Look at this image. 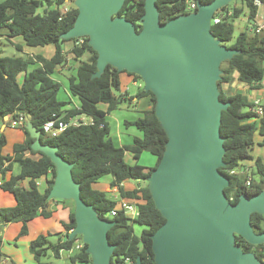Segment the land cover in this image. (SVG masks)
<instances>
[{"label":"trees","instance_id":"obj_1","mask_svg":"<svg viewBox=\"0 0 264 264\" xmlns=\"http://www.w3.org/2000/svg\"><path fill=\"white\" fill-rule=\"evenodd\" d=\"M145 0H125L118 15L135 25L136 32L141 27L139 19L144 14ZM213 0H157V9L160 22H167L174 17L187 14L189 3L208 4ZM254 0H239L240 7L231 8L230 4L215 13L223 16L217 24H212L211 33L227 48L236 49L241 53L221 65L222 76L217 83L219 99L229 102L228 108L222 112L220 134L225 139L226 150L223 162L225 166L219 171L230 181L224 193L227 199L235 204L241 194L253 197L264 189V104L262 115L258 116L249 110L253 101L248 94L234 92L229 94L223 89L235 81L249 89H260L264 79V34H249L247 27L236 38H233V22L247 10L248 20L255 19L257 7ZM264 3V0H260ZM70 0H0V29L6 28L8 36L21 37L28 47H44L53 45L55 50L50 59L40 55L29 57L22 54L21 47L16 50L19 56H0V120L4 117L15 118L22 114L25 123L28 121L41 132L40 141L58 148V153L67 162L73 164L72 176L79 184L82 200L92 205L102 219L115 222L108 232L109 242L115 245L111 258L112 264H125L128 260L135 264L140 258L141 264H154L150 236L164 224L165 220L155 208L147 189L146 178L157 166L167 140L164 131L154 115L155 98L150 92H144L142 81L138 76L128 74L140 85L135 95L127 98L128 93L121 94L118 72L107 66L99 78L92 79L96 71V53L87 45L83 38L81 47H73L72 55L75 61H80L84 55L87 58L80 61L76 68V75L68 78L70 94L79 102V109L65 111V102L57 98L60 84L51 78L58 66L64 64L66 58L63 43L74 40H61L60 35L72 28L77 9L68 7ZM67 6L65 13L61 12ZM39 10H42L39 13ZM40 63L27 73L30 65ZM24 74L22 82L18 77ZM143 98L148 99L149 110L133 121H125L126 127L132 126L141 133V137H134L132 143L118 147L110 137V130L106 116L119 108L125 102L130 104ZM105 106L101 109L100 106ZM77 115H84L89 122L69 126L64 132L54 138L42 133L41 126L53 116H63L65 121ZM25 135L22 143L13 146V156L4 155L6 145L5 136L0 133V173L5 175L11 171L13 163L19 166V174L11 175L7 181L1 182L0 188L11 193L15 199L13 207L0 208V263L3 226L11 223H21L20 235L27 233V223L37 217L49 218L47 199L55 178V167L52 162L38 152L30 149L33 139L30 138L25 126L21 128ZM255 151V152H254ZM39 155L38 159L25 156ZM143 152L156 158L151 168H145L137 163L129 165L124 156L130 154L133 160H138ZM252 171L248 175L249 170ZM231 171L240 172L230 174ZM50 174V180L43 193L38 190L37 180ZM106 176H111L110 188L117 189L120 198L137 205L138 215L130 220L122 210H118V200L109 197L107 192L95 188V184ZM28 179V188L21 187V182ZM250 184L247 185V180ZM126 181L144 182L132 190H126L123 183ZM62 202L61 200H57ZM140 201V202H137ZM117 209L115 216L110 212ZM133 224L142 228L139 236L133 232ZM250 223L255 232H264V216L252 214ZM73 210L69 212L68 223H63L65 239L60 238L56 243L49 241L48 236H39L29 244V250L38 264H50L43 261L50 252L55 259L61 251H73L69 256V264H90V256L85 252V245L81 237L68 239L69 230L74 228ZM60 236V234H55ZM79 240L82 247L74 248L75 241ZM235 243L244 252H252L264 264V244L253 246L239 237Z\"/></svg>","mask_w":264,"mask_h":264},{"label":"water","instance_id":"obj_2","mask_svg":"<svg viewBox=\"0 0 264 264\" xmlns=\"http://www.w3.org/2000/svg\"><path fill=\"white\" fill-rule=\"evenodd\" d=\"M77 9L75 22L61 40L86 38L96 53L99 78L107 66L138 76L144 92L155 98L154 115L166 135L163 154L146 178L155 208L165 222L151 236L154 264H262L244 252L235 237L250 245L264 244L251 215L264 216V189L253 197L241 194L232 204L224 189L225 139L221 115L229 102L219 99L221 65L241 52L227 48L211 33L217 11L239 0L197 3L194 12L160 22L157 0L144 1L141 27L118 15L125 0H70ZM33 152L43 154L55 167L48 200L73 202L74 230L80 236L90 264H112L115 245L108 239L115 222L102 219L81 198L72 176L73 164L58 148L40 141L41 132L28 121ZM135 264H141L140 258Z\"/></svg>","mask_w":264,"mask_h":264},{"label":"crops","instance_id":"obj_3","mask_svg":"<svg viewBox=\"0 0 264 264\" xmlns=\"http://www.w3.org/2000/svg\"><path fill=\"white\" fill-rule=\"evenodd\" d=\"M257 12H258V8H257ZM8 34H9V31L6 28L0 29V43L1 42H7V44H9L14 49H16V46L21 47L22 54H25L29 57H34L36 55H40L45 59H50L54 54L55 48L53 45H46L44 47H30L29 48L28 46L25 45V43L21 37L10 38L8 36ZM70 48L71 49L73 48V42H71ZM31 49H33V50L31 51ZM37 49H39V50H37ZM68 49H69V47L63 46V51H64V53H66L65 54L66 60H65L64 64L61 66H58L55 69V71L53 72V74L51 75V78L58 83H59L58 78H55L54 74L60 75L64 71H69L70 73L72 72V74L70 76H75L76 75V68L78 67L80 61H83L82 59L80 61H75L73 59L72 54L67 55ZM71 55H72V57H71ZM85 57L87 58L86 55H84L82 58L85 59ZM70 60H73L75 62V66L71 70H67V68H69ZM37 66H40V63H35V64L30 65L27 69V73L32 71ZM19 77H22V79H23L24 74L22 73L21 75H19ZM119 79H120V92H121V94L128 93V87L130 85H133V86L138 85L137 82H135L134 80L132 81L133 77L128 75L125 72L120 74ZM238 84H239V82H238ZM261 84L264 85V81H262ZM138 87H139V85H138ZM260 89H264V87L263 88L261 87ZM260 89H251L252 91L250 93H248L249 96L253 95V93H254L253 90H255V92H258V90H260ZM60 90H61V86H60ZM60 90H59V92H60ZM59 92L57 94V98L59 100L65 102V106L63 108L65 111L70 110V109H79L80 102L76 97H73L70 94L69 87H68V79H67V87H64V95H65L64 99L59 98ZM128 95H129V93H128ZM140 101H143L145 109L141 113L138 111H135L136 113L139 114V116L134 118L133 120L140 118L143 115L144 111L150 109L149 108L150 106L148 105V99L147 98H143V99H140L137 101H132V102L137 103ZM101 109H105V106H102ZM116 110H118V109H116ZM116 110H114V111H116ZM114 111H111L110 113H112ZM110 113L106 116V120H108ZM74 119L79 120V121H88V118L84 115H77L74 117ZM11 120H12V117H4L2 120H0V133H2L6 138V145L3 149V153H4V155H7V156H13V146L15 144L22 143L25 140V135H24L23 131L21 130V128L11 127V125H10ZM135 130H137V129H135ZM140 135H141V133H140ZM134 137H137V136H133L131 138L130 144L132 143V140ZM111 139L113 140V142L115 143L116 146H118V147L123 146L122 145L123 143H121L119 140L116 141L112 137H111ZM25 156L30 157V158L35 159V160L40 157L39 155H31L29 152H26ZM14 164H17V163H13L11 171H6L4 176H2L0 173V182L7 181L11 175H18L19 174L18 164H17L18 171H17V173H14V171H13ZM104 178H106V179H104ZM104 178L99 180L98 183L95 184V188H96V186H100L99 184L102 180L105 181L104 185H103L105 187H103V188H106V186H108L109 183L112 181L111 176H106ZM49 180H50V174L47 176L41 177L40 179L37 180L36 184H37L38 190L41 193H43L44 190L46 189ZM129 184H131V183H128V181H126L123 183V187L125 189H127ZM21 187L26 188V189L28 188V179L21 182ZM115 190L117 191V189H115ZM14 205H15V199H14L13 195L11 193L2 191L0 188V208L13 207ZM47 210L52 212L51 217H49V218L37 217V218H35V219H33L27 223V233H26V235H24L20 239L23 242L24 246H26V248H25L26 250H27L29 244L41 235L42 236H48V235L60 234V236H58V239L59 238L61 240L65 239V229L63 227V223H68V221H69V210L67 208H64L61 204H58L57 200H50L49 203L47 204ZM20 226H22L21 223H11V224L3 226V230H2V243L3 244H1V251L6 256L15 255L16 258L21 256V258L19 259V261H21V263L17 262L14 264H28L29 259H31V257L29 258V256H28V250L25 252L26 253V259H25V262H23L22 261L23 254L22 255L18 254L17 251H9L8 246H5L6 244H4L5 240L6 241L11 240L14 236H16V234L19 232ZM58 239H56V240L50 239L49 241L52 243H56ZM5 247H7V250L5 249ZM62 252H66V251H61L59 254V258L61 257ZM72 253H73V251L67 252V255H66L67 264H69L68 258ZM47 254L48 255L46 258H48L49 255L51 256L50 252H48ZM45 259L43 261L48 262ZM0 264H9V262L6 260V257L5 258L3 257Z\"/></svg>","mask_w":264,"mask_h":264},{"label":"rangeland","instance_id":"obj_4","mask_svg":"<svg viewBox=\"0 0 264 264\" xmlns=\"http://www.w3.org/2000/svg\"><path fill=\"white\" fill-rule=\"evenodd\" d=\"M67 6L68 7H72L74 6L72 1L67 2ZM240 2L239 1H235L232 2L230 4V12H231V8L233 7H237L239 8ZM246 9L244 8V12L241 16H239L237 19L234 20L233 22V26H234V34H233V38H236V36L246 27H248L250 24H254V23H260L261 22V16L264 13V6H259L258 7V12L257 15L255 17V19L253 20H248L247 17V13H246ZM42 10H39V13H41ZM69 47L68 51H67V55L68 54H72L71 51L72 49L71 47V42H65L63 43L62 47ZM30 48V47H29ZM33 49H31L32 51ZM39 50V49H37ZM66 54V53H65ZM21 55V53H19L18 51H16V49H14L13 47H11L9 44H7V42H1L0 43V56H19ZM87 56V55H86ZM72 57V55H71ZM86 59V57H85ZM82 58V60H85ZM75 66V62L73 60H70L69 62V68H67V70H71L73 67ZM72 74V72L70 73L69 71H64L63 73H61L60 75L54 74L55 78H58V81L61 85V90L59 92V98L60 99H64L65 95H64V87H67V79L70 77V75ZM134 79H132L133 81ZM18 81L19 83L22 81V77H18ZM264 81V80H263ZM138 85H140L139 82H137ZM138 85H130L128 87V93L129 95H127V98H129L130 96L134 95L136 93V91L138 90ZM141 87L143 88V84L141 85ZM264 87V85L262 84V88ZM223 89L225 91H227L229 94H232L234 92H242L245 94L250 93L252 90L249 89L247 86L239 83L237 81H235L234 83L230 84V85H224ZM263 90V91H262ZM253 95L249 96L251 98V100H259V102L261 104H264V89H260L258 90V92H255V90H253ZM249 95V94H248ZM102 107V106H101ZM150 108V107H149ZM145 109L144 103L143 101L140 102H131L130 104H128L127 102L121 104L118 108V110L110 113L107 123H108V127L110 130V136L116 140V141H120L121 143H123L122 145H128L130 144L131 138L133 136H137L140 137V133L135 130L133 127L129 126L126 127L124 125L125 121H132L134 118L138 117L139 114L136 113L135 111L138 112H142ZM255 152V151H254ZM264 154V151L262 152ZM124 160L127 164L129 165H134L135 163H137L138 165L145 167V168H151L155 165L156 163V158L154 156H152L151 154L147 153V152H143L140 156V158L138 160H133V158L131 157L130 154L126 153L124 156ZM249 173L248 175H250L252 169L248 168ZM13 171L14 173H17L18 171V166L17 164H14L13 167ZM106 179V178H104ZM105 181H101L100 182V186H96V189L98 190H102L104 192H107L109 197H112L115 200H118L119 198V194L117 191H115L114 188H110L109 185L106 186V188H103L105 186L104 185ZM128 183H131L128 185V188L126 190H132L135 189L139 186H145L146 184L144 182H135V181H128ZM2 190V189H1ZM3 191V190H2ZM140 202V201H137ZM58 204H61L64 208H67L70 211H72L74 209V205L73 202L71 201H62V202H58ZM20 223V222H19ZM130 224L133 226V232L135 235L139 236L142 228L137 227L133 224V222H130ZM22 225V224H21ZM22 226H20L19 232L16 234V236H14L11 240H8L4 242V244H6L5 246H8V250L9 251H17L18 254H23V259L22 261L25 262L26 259V251L28 250V256L29 258L31 257V259H29L28 264H38L32 253L29 250V246L27 248V250L25 249L26 246H24L23 242L20 240L24 235H20V231H21ZM26 235V234H25ZM2 237V236H1ZM50 239H58V236L54 235L48 238ZM82 241V239H81ZM3 244V243H2ZM5 249L7 250V247H5ZM5 252V251H4ZM2 253V251H1ZM3 254V253H2ZM51 254V253H50ZM66 255L67 252H62L61 257L59 259H54L53 255L51 254V256L49 255L48 258H44L45 260H47L50 264H67V259H66ZM3 257H6V260L9 262V264H14V263H21V261H19V259L21 258V256H19L18 258H16L15 255L13 256H6L3 254ZM16 259V260H15Z\"/></svg>","mask_w":264,"mask_h":264},{"label":"built area","instance_id":"obj_5","mask_svg":"<svg viewBox=\"0 0 264 264\" xmlns=\"http://www.w3.org/2000/svg\"><path fill=\"white\" fill-rule=\"evenodd\" d=\"M254 6H256L257 8L259 6H264V3L261 2L260 0H254L253 1ZM197 8V5L195 3H189L188 7H187V12L191 13L194 12ZM68 10L67 6H63L61 8V12L65 13ZM223 18V16H218L216 17L214 15V18L212 19V24H217L220 22V20ZM247 32L249 34H264V13L261 16V22L260 23H254V24H250L247 27ZM84 44V40L83 38H78L75 39L73 42V47H81ZM253 106L249 108V110L253 113H255L256 115L260 116L262 115L263 112V104H261L258 100H254L253 101ZM89 122L88 121H79V120H75L74 117H71L68 119V121H65L63 119V116H53L51 119L47 120L42 126H41V130L42 133L49 137V138H54L56 136H58L59 134H61L62 132H64L69 126H75L78 125L80 123H86ZM11 127L14 128H22L25 126V120L22 114H18L16 115L15 118H12L11 122H10ZM243 171V172H247ZM240 172L237 171H231L230 174H238ZM247 185L250 184V179L247 180ZM1 185V182H0ZM116 191V190H115ZM118 210H122L125 215L130 218V220H134L137 215H138V209H137V205L134 203H129L126 200L120 198V196L118 197ZM117 213V209L113 210L110 212L109 216H115ZM74 230V228L69 230V234L72 233ZM68 234V235H69ZM82 247V244L79 240L75 241V246L74 248L76 250L80 249ZM125 264H131L130 261L126 260Z\"/></svg>","mask_w":264,"mask_h":264}]
</instances>
